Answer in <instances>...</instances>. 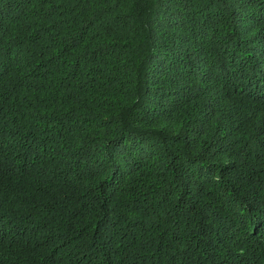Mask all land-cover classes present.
Wrapping results in <instances>:
<instances>
[{"label": "trees", "instance_id": "trees-1", "mask_svg": "<svg viewBox=\"0 0 264 264\" xmlns=\"http://www.w3.org/2000/svg\"><path fill=\"white\" fill-rule=\"evenodd\" d=\"M0 264H264V0H0Z\"/></svg>", "mask_w": 264, "mask_h": 264}]
</instances>
